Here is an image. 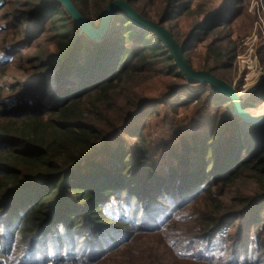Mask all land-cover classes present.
<instances>
[{"label": "trees", "instance_id": "1", "mask_svg": "<svg viewBox=\"0 0 264 264\" xmlns=\"http://www.w3.org/2000/svg\"><path fill=\"white\" fill-rule=\"evenodd\" d=\"M72 1L92 21L114 0ZM127 1L154 19L142 0ZM22 4L25 9L12 18L28 27L20 29L24 39L39 36L40 29L31 27L45 15L58 51L36 62L30 80L10 87L5 68L17 46L0 58V256L7 260L0 258V264H264V125L237 115L219 95L228 116L225 134L185 143L179 165L168 162L157 170L143 126L129 131L145 105L120 127L109 122L113 128L106 131L88 117L93 112L85 103L95 98L92 108L116 106L121 84L153 61L162 60L173 75L195 84L171 67L164 44L121 13L114 17L112 38L96 42L80 34L58 0ZM194 6L195 0H164L155 19L173 32L185 56L195 40L226 27L239 12L225 0L181 42L175 19ZM52 78L58 84L50 93ZM255 108L251 100L244 110L254 115ZM242 178H252L259 192L243 211L224 212L217 189ZM157 238L163 239V254ZM140 239L149 243L131 246ZM128 249L136 259L119 262Z\"/></svg>", "mask_w": 264, "mask_h": 264}, {"label": "rangeland", "instance_id": "2", "mask_svg": "<svg viewBox=\"0 0 264 264\" xmlns=\"http://www.w3.org/2000/svg\"><path fill=\"white\" fill-rule=\"evenodd\" d=\"M27 1L35 0H0V58L5 55L8 48L15 45L18 52L9 58L8 67L5 68V81L9 87L19 81L30 80L36 74V62L39 59H48L58 51L56 32L48 28L50 23L47 21L50 18L42 19L45 15L31 27L40 29L39 36L33 38L29 35V39H24L20 29L27 31L28 27L20 25L12 15L16 11L24 10L22 3ZM224 1L195 0L194 10L176 18L174 32L181 42L186 41L194 24L202 20L206 12L218 8ZM142 2L153 16V21L157 20V14L164 0H142ZM232 3L238 7L239 12L229 25L195 40L186 56L193 69L211 72L213 70L212 73L231 84L243 97L244 107L251 100L256 101L253 116L264 117V0H242L239 4L232 0ZM101 19L102 17L100 19L94 17L92 21L86 20L93 28L98 29L101 26ZM113 21L107 33L99 40L82 34L80 27L78 25L77 27L80 34L90 40L101 42L109 37L112 38L110 33ZM170 63L171 67L175 66L174 60H170ZM173 71L166 68L162 60L153 61L149 70L139 72L130 81L121 84L114 94L116 106L112 104L113 106L107 107L105 104L99 108H92V103L96 104L95 98L88 99L85 103L86 108L92 109L91 113L93 112L88 117L103 126L106 131L113 128L109 122L115 127H120L130 112L141 104L145 105L147 110L138 114L129 131H135L143 126L142 132L146 141L150 143L151 158L157 170L168 162L179 165L177 159L183 154L185 143L192 146L198 137L200 139L214 137L215 140H219L226 126L225 122H228L225 99L219 97L220 94H216L209 85L202 88L197 83L190 84L184 79L181 80L173 75ZM57 84V80L50 79V93L56 89ZM18 93L19 91L4 92L3 97L8 99L19 95ZM227 102L235 112L233 103L228 99ZM191 160L195 164L196 161L193 158ZM258 192V185L252 178H242L233 185L220 186L216 194L220 195L224 212L234 214L243 211L248 199L256 196ZM184 218L186 219L187 215L181 217V220L184 221ZM230 233L234 235L235 229L232 228ZM162 242V238L154 240L155 245L159 246L160 254H163ZM143 243L149 242L140 239L131 246L136 245L137 249ZM189 253L194 252L189 251ZM165 257L168 258V255ZM0 258L5 259L1 256ZM131 259H136V256L129 249L127 253L118 257L119 262ZM179 261L176 263L172 260H163L162 264H178ZM48 264L53 262L49 261ZM63 264L80 263L78 261Z\"/></svg>", "mask_w": 264, "mask_h": 264}, {"label": "water", "instance_id": "3", "mask_svg": "<svg viewBox=\"0 0 264 264\" xmlns=\"http://www.w3.org/2000/svg\"><path fill=\"white\" fill-rule=\"evenodd\" d=\"M58 1L80 27L81 33L87 35L91 39H101L107 33L115 15L117 13L123 14L142 30L151 31L156 35L158 40L162 42L169 51L170 57L174 60L175 67H177L179 72L190 82L197 83L201 87L209 85L216 94H220L233 103L237 115L243 117L251 124L258 126L264 125V117L253 116L244 110L243 97L238 94L237 90L231 84L219 78L211 71L193 69L184 54L185 47L176 40L173 32L163 24L145 18L127 0H114L109 3L103 12L101 26L98 29L93 28L85 19L84 15L77 9L72 0Z\"/></svg>", "mask_w": 264, "mask_h": 264}]
</instances>
